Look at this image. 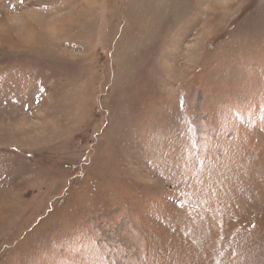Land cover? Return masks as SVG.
Wrapping results in <instances>:
<instances>
[{
	"label": "rangeland",
	"instance_id": "1",
	"mask_svg": "<svg viewBox=\"0 0 264 264\" xmlns=\"http://www.w3.org/2000/svg\"><path fill=\"white\" fill-rule=\"evenodd\" d=\"M0 264H264V0H0Z\"/></svg>",
	"mask_w": 264,
	"mask_h": 264
}]
</instances>
